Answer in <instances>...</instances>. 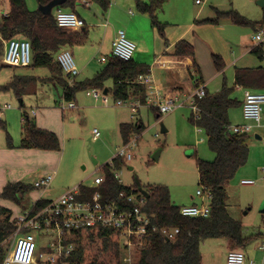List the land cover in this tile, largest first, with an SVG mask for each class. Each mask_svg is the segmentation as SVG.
Segmentation results:
<instances>
[{
  "label": "rangeland",
  "instance_id": "1",
  "mask_svg": "<svg viewBox=\"0 0 264 264\" xmlns=\"http://www.w3.org/2000/svg\"><path fill=\"white\" fill-rule=\"evenodd\" d=\"M126 1L129 3L124 9L126 18L116 19L114 17V20H118L119 26H125L123 30L127 37L129 38L128 31H140L144 39L150 43L154 37L159 38L161 34L159 29L154 27L150 14L138 7L137 0ZM148 1L151 3L150 0ZM203 1L201 6L208 11L213 10V7H218L222 11H237L253 21H259L263 17V7L258 0ZM26 3L31 10L39 7L37 0H26ZM155 3L156 18L165 26V33L174 23L186 24L193 20L191 19L192 14L200 7L196 4V0H160L159 3ZM92 5L102 11L98 3L93 2ZM93 7L90 9L81 7L79 10L89 25L88 33L94 36V40L99 38L98 41L102 43H88L83 52L78 51L77 48L71 51L79 71L82 70V73L76 77L78 81L91 78L101 71L106 63L100 62L99 59L102 56L109 57L111 54L108 38L110 32L107 30L111 27L106 29L108 33L104 38L105 29L102 26L94 27V24L96 25L94 20L100 22L102 17L96 18L99 13H95ZM130 9L133 10L134 15L128 13ZM9 10L10 1L0 0V17L7 14ZM140 15L145 17L142 18L145 22L142 21L140 27H135L132 25L133 20L138 19ZM223 21L224 28L221 33L231 40L232 51L242 57L239 65H264V58L259 59L256 55L249 53L250 46L256 44L253 37L261 28L235 24L229 20ZM127 26H130L129 30ZM193 33L194 30L191 35ZM7 41H2L0 35V43L2 42L5 47ZM58 52L59 50L53 53L55 59H57ZM234 71L233 66L226 68L218 82L233 87ZM14 75H30L39 79L30 83L27 91L21 96L24 107L20 105V97L12 90L0 93V118L6 122L5 128L0 126V148L26 150L20 146L24 128L22 118L26 112L31 119L36 121V117L31 114L32 110L38 113L40 128L55 132L60 142L59 150L33 149L32 153L33 150L9 159L6 171L9 178H13L7 180V184L16 181L15 178H21L17 180L33 185L43 173H55L49 188L45 190L35 188L22 199L21 204L12 200H4L0 196V203L13 210L14 218L30 210L33 203L45 191L47 193L43 195L44 197L54 199L80 182L87 186L93 185L95 177L103 173V166L112 161L118 147L123 144L120 123H135L138 119L145 123L146 128L139 133V138L133 148L134 158L114 169V172L119 174L122 183L126 186H134L138 180L144 188L148 184L166 185L170 189L172 202L177 206L202 202V198L196 195L200 188L197 158L213 160L215 154L208 145L206 133L191 121L194 109L190 105L180 106L172 112L161 114L160 118L150 106H143L139 113L132 117L129 101L118 105L113 91L107 94L109 103L105 104L102 99H96L92 94H87L86 90H82L73 99L77 106L70 107V101L63 98V86L57 80H51L54 73L50 67H21L2 63L0 85H7ZM61 76L67 79L64 73ZM108 86H112V81ZM213 86L212 84L210 92H214ZM233 95L243 100L244 90L235 88ZM6 105H10L11 108H5ZM262 117L261 125L258 126L252 121L244 120L240 105L230 110L231 126L252 125L248 139V160L227 185L228 211L232 217L242 223L243 234L249 238V241L245 248L231 246V250H244L247 256L257 264H264V250L259 247L264 243V213L261 212V204L264 201V106ZM162 124L168 129L166 133L161 132ZM95 128L101 132V137L98 139L93 137ZM257 134L261 136V139L256 137ZM8 142L12 146H9ZM159 149H161L160 156L156 161L152 159V155ZM244 179L254 180L256 183L254 185L242 184L241 181ZM38 237L39 255L41 260H45L49 255V242L55 238V235L41 230ZM225 240L227 239H205L201 249L206 264L212 252L210 246L218 245ZM13 243L14 236L5 242L6 254L11 251ZM139 256L140 253L136 247H132L130 251L124 250L122 251L123 264H136Z\"/></svg>",
  "mask_w": 264,
  "mask_h": 264
},
{
  "label": "trees",
  "instance_id": "2",
  "mask_svg": "<svg viewBox=\"0 0 264 264\" xmlns=\"http://www.w3.org/2000/svg\"><path fill=\"white\" fill-rule=\"evenodd\" d=\"M10 10L0 17V35L3 40L22 37L28 39L32 44L33 60L30 66L50 67L54 76L51 80H57L63 86V98L70 102L79 91L97 88L104 90L108 87L109 92L113 91L114 97L122 100L139 99L145 102L147 87L137 83L136 79L140 74H148V67L140 62L124 60L112 57L106 62V66L91 78L83 81L75 80L70 85L69 79L63 78V71L54 58L53 53L62 47H72L83 44L88 38L86 25L79 30L64 29L57 25L55 10L63 8L76 12V6L82 0H67L63 5L56 7L49 15L43 14L39 9L31 10L26 0H9ZM52 0H37L39 5H46ZM98 3L104 11H107L112 0H86ZM145 4L137 0L138 7L149 13L154 27L159 29L161 36L166 39L165 26L156 18L155 2L150 0ZM228 19L235 24L251 25L264 28V7L263 17L259 21H253L241 15L237 11H216V17L205 19L200 23L218 24L221 20ZM257 29V30H258ZM252 53L259 59L264 58V44L254 46ZM5 46L0 43V71L2 68V56ZM174 54L189 56L194 59L192 69L200 71L195 61L194 45L181 39L175 44ZM213 61L218 71L226 67L223 57L213 54ZM35 76L15 75L7 85H0V93L12 90L21 97L27 86L36 81ZM112 81V87L109 82ZM235 83L244 88L254 91H264V66L243 67L235 71ZM233 88L224 84L222 90L217 94H209L199 101V113H193L191 121L200 127L207 136V142L215 154L213 160L197 158L199 172V184L212 193L210 201L211 214L208 217H186L180 213L181 206L172 202L170 189L162 184H148L145 189L148 191L146 211L154 215V219L161 225L178 226L180 233L174 240H167L161 235H152L138 250L140 253L136 264H201V244L209 238H225L231 246L245 248L249 238L243 234L242 223L231 216L228 211L227 185L235 176L249 157V134L235 133L230 127L229 110L241 102L231 97ZM24 107L23 101L20 103ZM156 113L157 108L152 107ZM25 121L23 136L20 146L22 148H35L41 150H59L60 142L57 134L53 131L42 129L37 126L35 119L24 112ZM161 117L159 113L158 118ZM0 126L6 127V122L0 118ZM145 124L139 120L135 123H121L120 133L123 143L128 142L135 134L145 130ZM10 141V137H8ZM9 146H12L10 142ZM124 159L114 157L112 164L103 166L104 181L101 184V191L106 199H115L120 192L126 191L130 186L124 185L114 176V169L124 164ZM135 187L138 188L135 183ZM35 187L23 182H9L1 192V198L12 200L21 204L22 199ZM82 198L91 196L93 189L87 185L80 184ZM50 200L39 198L32 205V212L38 211L49 203ZM11 208L0 203V264L6 256L4 244L14 235L18 226ZM77 248L70 260L73 264H123L122 251L119 234L117 231L104 227L100 224H90L79 229L72 230Z\"/></svg>",
  "mask_w": 264,
  "mask_h": 264
},
{
  "label": "built area",
  "instance_id": "3",
  "mask_svg": "<svg viewBox=\"0 0 264 264\" xmlns=\"http://www.w3.org/2000/svg\"><path fill=\"white\" fill-rule=\"evenodd\" d=\"M84 3L90 5V2L86 0ZM197 3H201V0H197ZM130 13H132L131 10ZM55 19L57 25L64 29H81L86 25L85 20L77 12L63 8L55 10ZM253 39L256 43L255 46L264 44V29L257 31ZM135 50L136 44L127 37L125 30L119 29L112 42L110 56H102L99 60L105 63L112 57L131 60ZM32 56L30 40L12 38L6 43L2 62L11 66L26 67L31 65ZM57 61L69 79L70 85H73L80 71L71 50H61ZM136 82L147 87L145 102L141 103L139 100L133 99H118L116 102L118 105H123L129 101L133 113H137L138 108L142 105L155 107L161 114L172 112L180 106L190 105L194 109V113L198 114L199 101L208 95L206 86L201 83H198L189 93L162 95L149 73L140 74ZM90 92L94 98L102 99L105 104L109 103V98L103 90L92 88ZM69 106L73 107L74 103L70 102ZM263 106L264 91L244 90L243 116L246 121L261 125ZM5 108H11V106L6 105ZM32 113L36 114V111L32 110ZM23 121H25V116ZM230 129L235 133L249 134L252 125H236L231 126ZM93 135L94 139H98L101 136L100 130L93 129ZM138 138L139 134H135L128 142L119 146L115 157L123 158L125 162L131 161L134 158L133 148ZM114 176L121 181L117 172H114ZM54 177V172L46 174L37 179L33 185L37 189L45 190L51 186ZM103 181L102 174L95 177L93 185L88 186L93 189L88 198L81 197L80 185H76L67 189L59 197L50 200L38 211L33 213L30 209L17 216L15 221L18 229L13 235L14 243L2 264H73L70 257L77 248V244L73 241L72 230L90 224H100L117 231L125 251H130L132 247L139 249L148 238L155 234L161 235L167 240L176 239L180 228L156 222L154 215L146 211L147 196L137 187L130 186L128 190L120 192L117 198L106 199L101 191ZM241 182L245 185L256 183L250 179H244ZM196 195L202 198V202L183 205L180 208V213L186 217L210 216L212 193L200 186ZM41 230L49 231L55 235V238L49 242V255L45 260H41L38 251L37 240ZM261 249L264 250V243L261 245ZM227 262L228 264H257L247 256L244 250L229 251Z\"/></svg>",
  "mask_w": 264,
  "mask_h": 264
},
{
  "label": "crops",
  "instance_id": "4",
  "mask_svg": "<svg viewBox=\"0 0 264 264\" xmlns=\"http://www.w3.org/2000/svg\"><path fill=\"white\" fill-rule=\"evenodd\" d=\"M139 1L142 3H145V4H148V2H149L148 0H139ZM92 3L93 2H90L89 3L90 5H87L84 3V0H82V2H80L76 6V12L84 20H85V18L82 15V13L80 12L79 8L83 7L85 9H90L93 7ZM203 3H204L203 0H201V3H197V0H196V4L200 5V7H198L196 12H194L192 14L191 19H193V20L187 22L186 24H181V23L172 24V26L167 30L166 39H164L161 36L159 38L154 37V40L152 41V43H150L144 39V36L142 35V33L140 31H133V32L128 31L129 39L132 40L136 44V50H135L133 59L137 62L145 64L148 67L149 74L153 77L155 85H156L158 91L162 95H171L174 93H189L190 91H192L197 86L198 83L205 85L207 92L209 94H217L222 90V88L225 84V83L222 84V83L218 82V80H219L220 76L225 73L226 68L233 66L235 68V71H236V69L243 68V67L264 66V65H258V66H245V65L241 66V65H239V61L241 60L242 57L236 55V53H234L232 51L231 40L229 38L225 37L221 33V30L224 28L222 25L223 20H221L218 24L200 23L199 22V21H202L205 19L215 18L216 17V11L219 10L218 7H213L214 8L213 10L208 11L205 9V7L201 6ZM111 4H113V6H111L107 11H104L103 9L101 11L100 9L97 10L96 8H94V7L93 8L96 11L95 13H99L96 16V18L98 16L102 17L100 22L94 20L95 21L94 23H96V25L94 24V27L102 26L105 29L106 33H104V38L107 37V33H108L107 30L110 32V33H108L109 34L108 38L110 39L109 44L112 48V42L116 38L118 30L119 29H125V28H123L125 26H123V25L119 26L120 24H119L118 20H114V17L116 19L123 18V17L126 18V13H125L124 9H125L126 5L129 3L126 0H112ZM262 7H264V6H262ZM130 10L132 11V13H130ZM130 10L128 11V13L130 15H134L135 13L133 12V10L132 9H130ZM220 11H222V10H220ZM141 16L142 15H140L138 17V19H134L133 20L134 24H132V25H134L135 27H140L142 21L145 22V19H142L145 17H141ZM226 20H228V19H225V21H223V22H226ZM85 23H86V27L89 29V25L87 24L86 20H85ZM170 25H171V23H170ZM109 27H111V28L107 29ZM129 27L130 26H127L128 30L130 29ZM72 30H79V29H72ZM193 30H194V33L191 35V32ZM256 31H257V29H256ZM20 39H22V38H20ZM181 39H185L194 45L195 61L198 63V65L200 67L199 72L196 71L195 69H192L193 63H194V59L192 57L180 56V55L174 54L175 44L178 41H180ZM98 40H99V38L97 40H94V36L90 35L88 33V38H87V41L85 43L80 44V45H75L73 48L72 47H62L59 50V52L63 49H70L71 51H74V48H77L78 51L83 52L88 43H92V44H101L102 43V41L99 42ZM253 47L254 46H250V49H249V53H251V54H253L251 51ZM213 54H219L223 57V59L226 63V67L222 71L217 70V68L214 64V61H213ZM26 67H29V66H26ZM235 71H234V76H233L234 77V86L233 87L227 86V87L233 88V91L235 90V88L238 90H245L244 88L238 86L235 83ZM81 73H82V70L80 71V74ZM21 76H24V75H21ZM37 79H39V78H37ZM212 84L214 85L213 86L214 92H210V87L212 86ZM26 91H27V88H26L25 92ZM86 93L91 94L90 89H87ZM231 97H234L238 101L241 102L240 106H241L242 116H243V100H244V98H243V100H240L239 98H237L233 95V92L231 94ZM20 99H22V98L20 97ZM133 100H139V99L137 98V99H133ZM73 103H74L73 107H76L77 106L76 102H73ZM143 106H148V105L140 106L137 110V113L132 112V117H135V115H137L139 113L140 108ZM151 109L153 110L152 107H151ZM230 110H229V119H230ZM157 111H158V109H157ZM159 113H156L157 117H158ZM31 114L34 117H36L37 126L41 127L40 126V118L38 117V113L36 112V114H33L31 111ZM243 118H244V116H243ZM22 120H23V118H22ZM139 120H141V119H138L137 121H139ZM122 123H126V122H122ZM230 123H231V121H230ZM167 131H168V129H167ZM93 137H94V135H93ZM33 149H35V148H26V150L25 149L24 150H22V149H11L10 150L6 147L0 148V193L3 190V187H5V185L7 184V180H10V178L11 179L13 178V177L9 178V176L7 175V171H6V166H7L6 164H8L9 159L12 157H16L19 154L23 155L26 152H30ZM37 150H39V149H37ZM32 152H34V150L31 151V153ZM109 163H112V161ZM45 174H47V173H43L42 175H40V177L44 176ZM40 177H38L37 179H39ZM15 179H16V181H18L17 179H21V178H15ZM16 181H14V182H16ZM80 184H83V183L80 182L76 185H80ZM45 193H47V191H45ZM45 193L43 195H45ZM43 195L41 194L39 196V198L52 200L51 197L50 198L44 197ZM194 203H197V202H194ZM201 246H202V244H201ZM210 247H212V252L210 253V258H209L208 264H228V262H227L228 253H229V251H231V248H232L231 244L228 240L222 241L218 245L210 246ZM259 247L261 249V245ZM201 251H202V249H201ZM201 264H206V259L203 257V254H202V263Z\"/></svg>",
  "mask_w": 264,
  "mask_h": 264
},
{
  "label": "water",
  "instance_id": "5",
  "mask_svg": "<svg viewBox=\"0 0 264 264\" xmlns=\"http://www.w3.org/2000/svg\"><path fill=\"white\" fill-rule=\"evenodd\" d=\"M67 0H52L51 2H49L48 4L46 5H39L38 9L45 15H49L53 12V10L56 8V7H59L61 5H63ZM258 3L261 5V6H264V0H258ZM104 94H108L109 93V89L108 87H106L104 90H103ZM20 103L22 102V99L19 100ZM161 132L165 133L167 132V128H165V126L162 125L161 127ZM256 137H258L259 139H261V136L259 135H256ZM160 151L161 149H159L158 151H156L153 155H152V159L154 160H158L159 159V156H160ZM95 163H97V160H95ZM130 169H132V167H130ZM136 184L138 186V189L143 192L147 197L149 196V193L148 191L142 186V184L140 183V181L136 180ZM261 212L264 213V201L262 202L261 204Z\"/></svg>",
  "mask_w": 264,
  "mask_h": 264
}]
</instances>
